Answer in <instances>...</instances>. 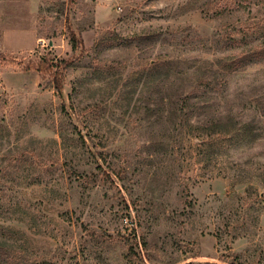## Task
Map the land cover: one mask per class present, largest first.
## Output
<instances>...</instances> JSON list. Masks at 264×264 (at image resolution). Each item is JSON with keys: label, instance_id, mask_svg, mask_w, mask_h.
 <instances>
[{"label": "rangeland", "instance_id": "374dc122", "mask_svg": "<svg viewBox=\"0 0 264 264\" xmlns=\"http://www.w3.org/2000/svg\"><path fill=\"white\" fill-rule=\"evenodd\" d=\"M0 264H264V0H0Z\"/></svg>", "mask_w": 264, "mask_h": 264}, {"label": "trees", "instance_id": "16d2710c", "mask_svg": "<svg viewBox=\"0 0 264 264\" xmlns=\"http://www.w3.org/2000/svg\"><path fill=\"white\" fill-rule=\"evenodd\" d=\"M68 32H69L70 39L73 42V47H76L77 44L80 42V39H77V37L74 35L72 31H68ZM62 63L64 67L68 64L66 60L62 61ZM58 81H60V73L55 75V82L57 83L56 88L60 89L58 85Z\"/></svg>", "mask_w": 264, "mask_h": 264}]
</instances>
